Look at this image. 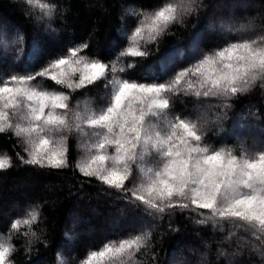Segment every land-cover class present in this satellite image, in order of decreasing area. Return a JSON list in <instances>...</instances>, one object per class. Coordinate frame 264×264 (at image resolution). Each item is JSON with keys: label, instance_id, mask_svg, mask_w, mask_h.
<instances>
[{"label": "trees", "instance_id": "1", "mask_svg": "<svg viewBox=\"0 0 264 264\" xmlns=\"http://www.w3.org/2000/svg\"><path fill=\"white\" fill-rule=\"evenodd\" d=\"M241 1L245 0H194V4L193 0H0V81L23 74L26 69L37 72L68 55L74 46L86 43L80 55L109 63L106 79L76 91L46 78H38L33 84L68 93L72 111H82L86 106L99 108L106 104L111 91L106 85L114 79L112 68L115 77L130 82L171 83L177 73L192 68L206 54L233 42L264 36V0H247L250 4L246 6L239 4ZM168 4L178 10L192 5L195 10L171 24L156 41L145 43L149 39L146 26L151 21L144 18ZM45 11L51 14L44 16ZM209 23H213V29L224 23L227 31L224 35L216 29L207 31ZM142 24L143 40L137 37L135 46L147 55L125 54L117 60L122 51L134 46L130 37ZM240 24L245 27L239 28ZM34 43L41 49L36 58L29 55ZM195 44L198 50L189 52V46ZM173 51L175 55L167 59ZM189 80L195 82L197 77L190 74L181 82L178 93L167 94L173 102L168 110L171 116L196 123L203 131L202 143L215 149H231L238 157L264 151V80L227 98H197L194 92L183 91ZM198 107L215 111V119L206 127L201 125ZM253 125L260 130L252 131ZM84 133L75 129L63 133L67 167L60 169L23 163L20 157L28 159L23 139L11 130L0 133V155L6 154L12 160L11 167L0 170V243L14 247L10 258L13 264H60L57 254L62 264H84L90 252L101 250L105 243L118 244L138 234L147 237L148 232L151 236L146 246L127 264H167L172 257L174 264H264V232L245 222L214 218L200 223L210 216L209 212L190 207L157 213L135 200L132 190L140 182L138 168L146 171L156 160L154 153L132 165V176L123 189L84 176L78 165L95 154L90 145L82 146L91 139L92 130L85 127ZM259 139L262 142L258 143ZM108 152L112 154L114 149ZM91 203L96 204V212L91 210ZM35 206H39V216L31 221L28 212ZM121 208L126 220L111 221L117 219L116 212ZM135 217L158 221V225L147 224L145 229L130 225L136 222ZM25 219L30 220L28 225ZM16 221L20 223L12 229Z\"/></svg>", "mask_w": 264, "mask_h": 264}, {"label": "snow or ice", "instance_id": "2", "mask_svg": "<svg viewBox=\"0 0 264 264\" xmlns=\"http://www.w3.org/2000/svg\"><path fill=\"white\" fill-rule=\"evenodd\" d=\"M194 10L192 5L178 10L168 4L145 17L151 21L146 26L149 39L145 43L156 41L171 24ZM50 14L49 11L43 13L44 16ZM244 27L239 25V28ZM144 28L142 24L135 29L130 37L134 46L122 51L117 60L125 54L147 55L135 46L137 37L143 40ZM20 39L22 41L23 37ZM87 46L86 43L74 46L68 55L37 72L26 69L23 74H12L0 81V133L11 130L23 139L28 159L20 157L22 162L42 168L67 167L63 133L75 129L86 135L84 128L87 127L92 130L91 139L82 146L90 145L95 154L87 163L78 165L84 176H94L110 187L123 189L132 176V165L154 153L156 160L146 171L138 168L140 182L132 190L135 200L147 209L164 213L166 209L194 207L210 213L200 223L214 218L239 220L264 232V151L238 157L231 149H215L203 144V131L196 123L169 114L173 102L167 96L178 93L181 82L190 74L197 80L187 81L183 91L194 92L197 98H227L248 91L256 81L264 80V36L233 42L206 54L192 68L177 73L171 83L130 82L115 77L116 70L112 68L114 79L106 85L111 89L106 104L72 111L68 93L35 86L33 81L46 78L61 88L76 91L106 79L109 63L80 55ZM40 50V45L34 43L29 55L36 58ZM197 83L199 88L195 87ZM109 148L114 149L112 154ZM11 166V157L0 155V170ZM38 207L28 212L31 221L38 218ZM19 223L14 222L12 229ZM29 223L30 220H24V224ZM150 236L148 232L147 237L138 234L118 244L109 241L101 250H92L84 264H127L135 252L146 246ZM13 252L12 245L0 243V264H13L10 259ZM57 259L62 264L60 254Z\"/></svg>", "mask_w": 264, "mask_h": 264}, {"label": "rangeland", "instance_id": "3", "mask_svg": "<svg viewBox=\"0 0 264 264\" xmlns=\"http://www.w3.org/2000/svg\"><path fill=\"white\" fill-rule=\"evenodd\" d=\"M249 2L247 1V0H245V1H241L239 4H242V5H247ZM238 4V5H239ZM250 4V3H249ZM243 9H245V7L243 6ZM225 24L224 23H219L218 24V26L217 25H215V29H216V31H217V33L219 34V35H224V33H225V31H227V28L224 26ZM257 26V25H256ZM213 27V23H209L208 24V26L206 27V29H207V31H211V32H213L215 29H213L212 28ZM251 28H253V27H251ZM249 29V30H252V29ZM257 28V27H256ZM212 29H213V31H212ZM198 48V45H190L189 46V48H188V50H189V52H191L192 50H198L197 49ZM0 49H1V47H0ZM2 50V49H1ZM175 54H174V51L173 52H170L168 55H167V59H170V58H172L173 56H174ZM167 59H165V60H167ZM166 62V61H165ZM205 105V104H204ZM197 115L199 116V118L201 119V125L203 126V127H206L207 126V124L209 123V121H211V119H215V117H216V114H215V111L214 110H212V109H207L206 107L205 108H197ZM255 129H258V130H260L259 129V127L258 126H255V125H253L252 127H251V130L252 131H254ZM231 131H233V129H231ZM231 134H232V132H229L228 133V135L229 136H231ZM259 142H262V139H259V141H258V143ZM257 144V143H256ZM90 208H91V210L93 211V212H96V204L95 203H91L90 205ZM201 210H203V209H201ZM203 211H206V212H208V210H203ZM116 213H119V215H118V217H117V219L116 220H111V221H124V220H126V216H125V214L123 213V211H122V208L121 209H119L118 210V212H116ZM77 220V219H76ZM135 220H136V222L134 221V222H131V224L130 225H138L139 227H142L143 229H145L146 227H147V224L148 225H150L151 227H153V226H155V225H158L157 224V222L158 221H152L151 219H147L146 221H143V220H141L140 219V217H138V218H136L135 217ZM74 221V220H73ZM75 222V221H74ZM74 222L71 224V228H73L74 227ZM78 223V222H77ZM77 223H75V225L77 224ZM112 223H116V222H112ZM138 223V224H137ZM230 235H234L232 232L230 233ZM190 252V251H189ZM261 253H263L262 251H261ZM197 260L198 261H200L199 260V255H197ZM174 262H175V257H172V258H169L168 260H167V264H174ZM185 264H187L186 262H184Z\"/></svg>", "mask_w": 264, "mask_h": 264}]
</instances>
